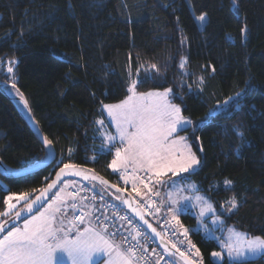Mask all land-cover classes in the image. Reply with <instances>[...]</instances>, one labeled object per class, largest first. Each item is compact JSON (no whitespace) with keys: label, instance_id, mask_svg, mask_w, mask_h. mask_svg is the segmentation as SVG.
<instances>
[{"label":"trees","instance_id":"1","mask_svg":"<svg viewBox=\"0 0 264 264\" xmlns=\"http://www.w3.org/2000/svg\"><path fill=\"white\" fill-rule=\"evenodd\" d=\"M201 14L204 25L196 20ZM7 60L15 62L12 75ZM185 60L188 74L180 67ZM0 61V84L11 94L19 90L56 152L54 164L35 173L8 178L0 171V212L9 194H33L32 200L64 163L133 195L111 171L114 151H101L96 121L104 115L101 102L124 100L137 77L139 93L171 88L172 102L193 122L180 135L201 165L179 179L196 182L226 225L264 238V0H238V8L232 0H0ZM241 91L239 107L231 105L201 123ZM25 114L23 105L0 92V160L13 170L46 158ZM225 180L232 181L230 190ZM90 187L116 202L107 188ZM233 196L240 207L228 212L224 206ZM180 223L191 230L203 264H225L227 258L217 263L210 256L221 247L194 230L195 216L183 214ZM245 264H264V258Z\"/></svg>","mask_w":264,"mask_h":264},{"label":"snow or ice","instance_id":"2","mask_svg":"<svg viewBox=\"0 0 264 264\" xmlns=\"http://www.w3.org/2000/svg\"><path fill=\"white\" fill-rule=\"evenodd\" d=\"M234 8H238V0H232ZM196 20L204 25L207 23L206 14H201L196 17ZM242 33L246 32V26L241 29ZM23 35V33H21ZM2 63V61H0ZM14 61H8L7 71L13 72L12 64ZM187 61L181 63L180 67L183 68ZM153 69L156 65L151 66ZM158 71V69H157ZM16 88L15 83L11 85ZM127 97L117 104H104L101 102V114L107 113V118L115 125L116 135L110 132H101L103 137L101 141V149H106L108 153L114 151V158L111 160L109 167L113 172L120 173L123 170L121 178L128 181L127 169L129 164L135 166V170H140L145 173V178L151 181L155 177L156 182L163 184L162 178L171 173L173 176L180 173H188L194 171L200 164L201 160L197 157L188 143V138L179 135L183 131L188 130L193 126V122L186 118L181 108L171 103L168 96L172 93V89L168 88L164 92H137V81L133 80L127 88ZM20 99L24 107H28V102L24 99L23 95L19 93ZM244 95L243 91L237 92L235 96H229L216 108L210 110L208 115L201 121L206 123L210 121L221 109L228 110L231 105L240 106V98ZM31 110L29 109V112ZM96 124L104 127L105 121L103 119L97 120ZM195 130V129H193ZM237 135L243 140V132L237 131ZM43 143L49 149L53 147V141L47 137H42ZM196 139H199L198 137ZM201 152L203 148L199 149ZM238 150V149H237ZM71 149L68 150V155L71 156ZM46 153V157H47ZM93 160L96 159L94 155ZM91 171V170H89ZM83 169L79 165L73 163H64L56 175V180L48 184L47 188L41 189V195H45L49 189L56 187V182L60 181L63 176H79L82 175ZM85 179H97L95 175L84 176ZM145 178H139L141 183H144ZM102 184L108 182L100 178ZM67 186V185H65ZM147 188L148 185L144 184ZM175 191V198L173 193H168L169 206L168 210L172 213V220L183 228V235L185 239L188 238L189 229L185 228L178 218V213L186 211L190 207H200L198 214L197 229L203 224V217L208 212H215L207 200L196 194L197 189L191 186L190 191L193 195H183L184 189L179 186L175 180L171 181L169 185ZM224 186L226 189H231L232 181L225 180ZM115 187V186H113ZM137 185L133 183V188L136 189ZM151 191V188L148 189ZM117 191H120L117 188ZM29 193H21L19 195L9 194L2 203L7 205L6 210L0 212V217H8L13 210L17 209V204L20 201H25L24 208L15 211V219L21 218V212H33V206L36 204L40 197H36L31 202L29 200ZM156 195H159L157 192ZM57 201L61 200L59 195L56 196ZM17 203H13V201ZM181 200L188 201L190 204H184L181 207H176L180 204ZM124 203H128L124 201ZM228 212L237 210L240 205L236 197L233 196L227 202ZM76 207V205H73ZM51 210V211H49ZM38 214L33 215L31 220H26L23 228L9 227L5 229L7 220L0 222V233L6 234L0 239V264H65L64 254L71 260V264H94L93 257L99 254H105L109 257L107 264H133V258L136 256L134 248L129 247L126 250L114 244L105 234L109 232L108 227H102L96 230L93 227H87L74 238L71 239L70 231H66L63 226L56 228V213L61 211V206L53 208L52 204H48L44 211L36 210ZM88 213L81 212L75 219H79L83 223V217ZM122 220H127V217H120ZM143 219V217H141ZM75 226V220L72 222ZM216 223V220H213ZM155 232V229H153ZM205 231H211L206 228ZM230 235L227 241H222V247L226 248L227 261H225L224 251H212L210 256L216 261L235 262V264H245L248 260V254L253 257L261 256L264 258V238L260 236L248 238L247 234L229 230ZM114 235V233L112 234ZM160 235V233H157ZM140 236V232H136V239ZM126 239V238H125ZM173 244V248H175ZM191 248H195V256H200L199 248L191 244ZM176 252L179 253L185 261V264H203V258L199 261L189 259L178 248ZM57 253L61 255L57 256ZM115 254V258H113ZM175 255V253H170ZM159 257L157 264H159ZM167 264H174L169 261Z\"/></svg>","mask_w":264,"mask_h":264},{"label":"built area","instance_id":"3","mask_svg":"<svg viewBox=\"0 0 264 264\" xmlns=\"http://www.w3.org/2000/svg\"><path fill=\"white\" fill-rule=\"evenodd\" d=\"M140 178H145V175H141ZM144 184H147L148 187L146 188ZM142 185L148 191L145 198L138 201L142 211L158 223L162 235L170 244H175V248L184 252L188 258L199 261L201 258L197 259L198 257L194 255L196 249L191 248V244L195 246L196 244L190 239L189 235L185 239L183 228L170 218L158 216L160 202L158 195L153 191L155 186L153 179L148 181L145 178ZM149 188H151V191L148 190ZM70 194L72 197V221L75 220L76 225L91 224L98 230L105 226L108 227L109 232L106 234L119 241L125 250L129 247L134 248L136 256L133 259L138 264H157L159 257H168L157 246L149 232L118 203L106 200L88 184H81L73 188ZM73 205H76V207H73ZM81 212L88 213L87 216L83 217V223L79 219H75ZM122 216L127 217V220L120 219ZM137 231L140 232V236L133 239ZM113 233L114 235H112ZM159 264H161L160 261Z\"/></svg>","mask_w":264,"mask_h":264},{"label":"rangeland","instance_id":"4","mask_svg":"<svg viewBox=\"0 0 264 264\" xmlns=\"http://www.w3.org/2000/svg\"><path fill=\"white\" fill-rule=\"evenodd\" d=\"M8 61H13V60H7L6 61V63H5L6 70H7L8 66H9ZM12 67H13V72H14L15 62L12 64ZM181 69L184 70L185 69V66L183 68H181ZM13 72L12 73H9L7 71V73H9L10 75H12ZM184 72L186 73V70H184ZM186 74H188V72ZM133 80L136 81L137 80V77H134ZM164 91L165 90H161V91L159 90L158 92H164ZM168 100L171 103H173L172 102V93L169 94ZM221 110H223V109H221ZM104 117L106 118V119L105 118L103 119L105 121V124L108 126V129L109 128L111 129V132L110 133L112 135H116V132L113 129V126H115V125L110 122V119L109 118H107V113L106 112L104 114ZM186 118H188V117H186ZM178 134L180 135V133H178ZM183 136H185V135H183ZM188 143H189V145H190V147L192 149V146H191V144H190L189 141H188ZM192 151H193V149H192ZM200 165L194 171H191V172L197 171L200 168ZM134 168H135L134 165L129 164L128 169H127L128 181H127V183H125V180L123 179V184L124 185H129V186H132L133 187V183H135L137 185V187H136V189L133 188V192H136L137 194H139V197H141V199H143L142 197L143 196L145 197L148 194V191L142 185V183L140 182V179H137V176H136V173H143V171H140V170H135L134 171ZM128 172H131V174L129 175ZM122 173H123V170H121V172L118 173V174L122 175ZM188 173H190V172H188ZM184 174H187V173H183L182 172V173H180L179 175H176V176H173L171 173H168L167 176H165V177L162 178L164 181H166L163 184L157 183L155 177H153V181L155 182V186L153 188V191L155 193H157V192L159 193V195H158L159 202L163 206H165V207L168 208V206H169V198H168V195L167 194L171 192V193H173V198H175V191H174V189L172 187L169 186L171 184V181L172 180L177 181L179 183V186L184 189L183 195H193V193L190 191V188H191V186H195L196 189H197V193L196 194L204 197L207 200V202L210 203L212 205V207L215 209V212H208V213H206V215L202 218L203 219V224L200 225V228L199 229H197V226H196L194 228V230L195 231L202 232L207 238H213V239L217 240V242L219 243V245L221 247V250L220 251H224L225 252V258H226L227 257L226 248H223L222 247L221 242L228 240V237L230 235V231L229 230L234 229L235 231H238V232H242V231L236 229L234 226H228V225H226L225 219L219 214L218 210L216 209V206H215L214 202L211 200V198L209 197L208 194L203 193V192L200 191L199 185L196 182H194L193 180H188V181L178 180L179 176L180 175H184ZM80 182L81 181L80 180H77V179L65 180V181H63L60 184V186L58 187V189L55 191V194L58 193L59 191L64 192V193H67V192L71 191L73 188L77 187V186H74L75 183H80ZM70 184H73L74 187H70L69 186ZM65 185H67V186H65ZM32 196H33V194H30L29 195V200L27 202H30ZM53 199H54V196L47 203V205L43 209H41L40 211H44L47 208L48 204H51L52 203ZM13 203L15 204L17 202L14 200ZM25 204H26L25 201H20L19 204H17V209L13 210V212L8 217H0V222H3L4 220L10 219L11 218V215L14 214L16 210L22 209L25 206ZM184 204H190V202L181 200L180 204L176 205V207H181ZM226 208H227V204L224 206V209H226ZM199 211H200V207L199 206H197L195 208L189 206V208L186 211L180 212L177 215H178L179 220L181 219V216L183 214H188V213L192 214L193 216H195L197 218L198 217V214H199ZM169 214L172 216V213L171 212H169ZM162 217H167V218L172 219L169 216H162ZM213 220H216V223H213ZM198 223H199V221H198V218H197V224ZM205 226H206L207 229H209L211 231L206 232L205 231ZM69 227H71V226H69ZM242 233H244V232H242ZM248 238H252V237H249L248 236ZM59 255H61V253H57V256H59ZM197 257H198L197 259L201 258V256H197ZM260 257L261 256H255V257H253L251 254H248V260H255V259H258ZM95 258L98 259L96 261L97 262L96 264H99V263L100 264H107V261L109 260V257H107L105 254H99V255L94 256L93 257V262L95 261ZM168 258L169 257L166 258L164 256V257H162V259H159V261L164 264V263L169 262V259ZM170 258H172V261L174 262V264H182L177 258L172 257V256H170ZM103 259H104V261H103ZM64 261L65 262H68L69 261V258L67 257L66 254H64ZM217 262L220 263V262H223V261H217ZM133 264H134V262H133Z\"/></svg>","mask_w":264,"mask_h":264},{"label":"water","instance_id":"5","mask_svg":"<svg viewBox=\"0 0 264 264\" xmlns=\"http://www.w3.org/2000/svg\"><path fill=\"white\" fill-rule=\"evenodd\" d=\"M0 92L2 94H4L5 96H7L13 103H15V104L20 103L24 107V104L22 103V101L20 99V96L16 95V94L9 93L3 87V85H1V84H0ZM24 109H25V112H26L25 120L27 121V123L30 126V128L37 134V136L43 142L42 137H45V136H44L39 124L37 123V121L35 120V118L33 116V113H32V110H31V107H30L29 103H28V107L27 108L24 107ZM29 109L31 110L30 112H29ZM46 150H47V154L48 155L45 158V160L42 161L40 164L34 166V167H31V168L25 169V170H13V169H10L7 166H5L4 163L0 160V171L8 178H15V177L23 176V175H26V174L35 173V172H37L39 170L48 168L51 165H53L54 162L56 161V152H55V149L53 147L51 149L46 147ZM57 173H56V175H57ZM56 175L54 176V178L51 181V183L56 180ZM92 175H95L97 177V179L93 180L91 178H89V179H85L84 178V176L91 177ZM100 178H103V180L107 181L108 183L107 184H102L101 181H100ZM69 179H77V180H80L84 184H88V185L97 184L99 186H103V187L107 188L109 190L110 196L123 209H125L127 212H129L149 232V234L155 240L157 246L163 252H165L169 257L170 256L175 257L182 264H185L184 259L182 257H180L178 252H176V248H173V245L170 244L164 238L162 233L151 223V221L149 220V217L142 211V209L139 206L138 201H137V199L135 198L134 195H132L129 191H127V190H125V189L113 184L108 179H106L104 177H101V176H99V175H97L95 173L87 172L84 169H83L82 175H79V176H63L60 181L56 182V187L52 188V189H49L48 192L45 195H41V192H40L37 196H35L33 198V199H35L36 197H40V200L36 204H34V206H33V212L29 213L26 210L22 211L21 212V218L19 220L15 219V213H14L11 216V218L7 220L8 223L5 224V229L7 230L10 226L11 227H16V226L22 224L23 222H25L26 220H28L29 218H31L33 215L37 214L38 212L36 210L39 209V211H40L41 209H43L47 205V203L51 200V198L53 196V193L58 189L60 184L63 181L69 180ZM113 186H115V187H113ZM117 188H119L120 191H117ZM124 201H127L128 203H124ZM141 217H143V219H141ZM153 229H155V232L153 231ZM157 233H160V235H157ZM5 234H6V232L5 233H0V239H2ZM170 253H175V255H170Z\"/></svg>","mask_w":264,"mask_h":264},{"label":"crops","instance_id":"6","mask_svg":"<svg viewBox=\"0 0 264 264\" xmlns=\"http://www.w3.org/2000/svg\"><path fill=\"white\" fill-rule=\"evenodd\" d=\"M150 92H158V91H150ZM104 118L105 117L103 115V118L102 119H104ZM113 129L115 130V126H113ZM101 132H111V129L110 128L108 129V126L106 124L104 125V127H101L100 125H98V134H99L100 140L102 141L103 137L100 134ZM100 149H101V145H100ZM101 151L107 152L106 149H101ZM116 174H118V173H116ZM128 174L130 175L131 172H128ZM143 174L145 175L144 172L143 173H136V176L140 178V176L143 175ZM118 175L120 177V181L123 183V179L121 178V175L120 174H118ZM178 180H180V179L178 178ZM81 184H82V182L75 183L74 186H80ZM69 186L70 187H74L73 184H70ZM125 186L130 188V191L133 193V195L135 196V198L137 199V201H141L142 200L141 197H139V194H137L136 192H133V187L132 186H129V185H125ZM57 195H59L61 197V200L60 201H57V199H56V196ZM53 196H54V199H53V201L51 203L53 205V208H55L57 206H61V211L59 213H56V223L54 224V227L59 228V227L63 226L66 231H70V237L69 238H71V239H74L79 234V232H82L87 227H90L91 226V227L95 228L91 224H83V225H76L75 224V226L73 227V225L71 224V222H72V211H71V201H72V197H71L70 191L67 192V193H64V192L59 191L56 194L54 193ZM142 198L144 199L145 197L143 196ZM49 211H51V210H49ZM169 212L170 211L168 210V208L165 207V206H163L160 203V208H159V211H158V214L159 215L158 216H161L162 215V216L172 217L169 214ZM32 217L29 218L28 220L32 219ZM24 223L25 222H23L22 224H20V225H18L16 227L23 228ZM69 226H71V227H69ZM95 229L98 230L97 228H95ZM189 232H191V230H189ZM105 236H106V238H109L112 242H114L115 245L119 246L121 248V250H125L124 247L122 246V244L119 241H117L114 238H111V236H109L107 234H105ZM211 239H213V238H211ZM113 257L115 258V254H113ZM212 259L214 260V258H212ZM97 260L98 259L95 258L94 264L97 263L96 262ZM103 261H104V259H103ZM169 261H172V258H169ZM247 261H249V260H247ZM133 262H134V264H138L134 259H133ZM215 262H217V261H215ZM160 263L163 264L162 262H160ZM217 263H219V262H217ZM233 263H235V262H233ZM65 264H71V260L69 259V261L68 262H65Z\"/></svg>","mask_w":264,"mask_h":264}]
</instances>
